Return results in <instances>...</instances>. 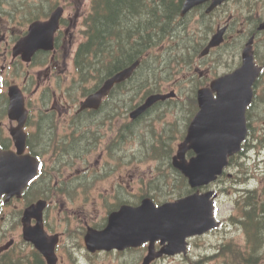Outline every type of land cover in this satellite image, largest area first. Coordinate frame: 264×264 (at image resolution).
I'll return each mask as SVG.
<instances>
[{
    "label": "water",
    "instance_id": "water-1",
    "mask_svg": "<svg viewBox=\"0 0 264 264\" xmlns=\"http://www.w3.org/2000/svg\"><path fill=\"white\" fill-rule=\"evenodd\" d=\"M198 1L185 0L184 3L190 7ZM119 78H121L120 75L113 79ZM214 87L215 85H212V88ZM234 95L226 94L218 100H212L210 91L199 93V110L188 126L185 139L179 145L177 155L174 157V165L188 178L191 187L204 185L214 180L215 175L226 164V157L237 150L242 133L245 131L243 108L246 98L244 103H239ZM152 98H149V101ZM134 114L136 115L137 112ZM189 149H192L196 155L186 162L184 153ZM9 162L7 157L4 163H0V195L11 186H19L27 177L7 175ZM12 164L17 165L12 170L20 169V162L18 161L17 164L16 159H12ZM28 171H30V177L35 172L33 164L28 163ZM211 194L212 191L201 195L194 193L177 202L163 204L157 209L149 202L145 208L136 209L135 212L126 211L117 222L115 221L114 227L117 229L111 228L99 234L97 248L121 249L148 241L149 252L144 257L143 263L149 262L163 252L153 251V242L158 239L162 242L168 241L166 253L177 252L178 246L182 247L186 236L200 234L218 225L212 217V205L209 198Z\"/></svg>",
    "mask_w": 264,
    "mask_h": 264
},
{
    "label": "trees",
    "instance_id": "trees-1",
    "mask_svg": "<svg viewBox=\"0 0 264 264\" xmlns=\"http://www.w3.org/2000/svg\"><path fill=\"white\" fill-rule=\"evenodd\" d=\"M143 1L106 0L107 14L100 15L101 18L94 24L97 36L103 43L101 48L109 58L113 59L110 65L113 69L141 54L146 49V45L156 42L160 35L164 34L168 20L170 21L177 11L174 0H162L152 9L148 8ZM167 17L168 20H166ZM134 36L138 38L135 39ZM108 43L109 46L106 49ZM93 44H95L94 41ZM87 46L89 45L86 44L83 47L87 48ZM118 49L120 54L116 57ZM102 60L103 57L99 61L101 64ZM149 74H151L150 71H148ZM247 200L248 204H246ZM237 206L241 217H238L236 221L246 234L247 246L244 247L248 249L240 250V246L231 241L222 242L219 246V255L222 256L221 264H264V195L257 201L253 194L251 196L243 194ZM233 217L230 216V219Z\"/></svg>",
    "mask_w": 264,
    "mask_h": 264
},
{
    "label": "rangeland",
    "instance_id": "rangeland-1",
    "mask_svg": "<svg viewBox=\"0 0 264 264\" xmlns=\"http://www.w3.org/2000/svg\"><path fill=\"white\" fill-rule=\"evenodd\" d=\"M193 17L195 20L197 19L198 17V14L195 13V14H192L190 16V18ZM204 25H207V21H204ZM193 26V23H190L189 24V27H192ZM172 33L174 34H177V30H173ZM177 37H178V45H179V48H180V51H182L181 54H179V56H177L176 58L177 59H180L182 57H184L185 55L189 54V53H192L194 52L197 48H198V45L195 44V40H193L191 37H188L184 34H182L181 32L177 34ZM258 48H257V51L259 54H263L264 53V37L260 38L258 40ZM176 53L175 51H168L166 52L164 55L166 56H175ZM228 54V51H225V55ZM212 56L210 57H207L204 59L203 63H209L211 60H212ZM165 59H169V58H165ZM226 58L223 59V61L225 60ZM157 61H153L152 63L153 64H149L148 66H146V63H144V67L145 69H149L150 67H155L154 63H156ZM161 69L162 71H164L165 69L164 68H159ZM222 69V64L219 66V70ZM174 77H178V78H182V75H181V72H176L174 74ZM261 90H262V93L258 92V95H257V99L254 100L253 102V107L250 109V112L252 115H256L257 113L261 114L262 117L264 118V80L262 82V86H261ZM52 119H48L45 117V120L44 123L46 122L47 124V127L51 130V128H53V134H54V127H55V122L53 117L51 116ZM174 119L175 123H176V127L174 128L175 129V132L177 131V129H179L183 123H181L183 121V116L182 115H177L176 117L175 116H171L170 114H168L164 120H168V119ZM49 121V123L47 122ZM186 121V120H185ZM157 125L159 124V121H157L156 123ZM252 125L253 127H255V129L259 128L260 127V124H259V120L255 121L253 120L252 121ZM136 131L139 130V127L136 126L135 127ZM52 136L51 133L49 131H46V128L44 129V134L41 132L40 133V136L39 138H37V142L38 144L40 145H45L46 142L49 140V137ZM178 141V138H175V143H177ZM174 142V139H170V142L169 143H173ZM66 145H67V149L70 150V147L68 146L69 145V140H67L66 142ZM135 145V144H134ZM175 146V145H173ZM46 149H49V147H47ZM127 149V150H126ZM257 149H263V146H258ZM174 150V149H173ZM76 151V149H74V152ZM116 151V154L118 156H121L122 155V159H129V161L126 162L123 161V165L120 166V172L124 173V177L127 179L128 178V174H133L134 175V179L136 180H139L141 177H143L144 179L146 177H150L151 176V169L152 167H154V161L152 159H148V160H139L140 162H134L135 158H133L131 156V149L129 147H126V148H122V149H115ZM249 153H252V158H249L248 160H246L248 162V165L250 167H254L256 165V167L258 168V166H263V161H262V158L261 156L264 157V153H261V154H258V155H255L253 152H249ZM256 158V159H255ZM256 160V161H255ZM230 169V167H229ZM237 168H235L234 166H231V169L230 171L232 170H236ZM245 170L247 171V169L245 168ZM113 175H110V178H112ZM159 180L161 182H164V183H167L168 182V179L165 178V177H159ZM232 183V181H230ZM251 183H255L256 180H250ZM230 183L228 182H223L221 184V188L222 187H227L223 192H221L220 196H219V199H218V213H219V217L220 218H223L225 219V221L227 222V216L228 214L232 211V206H233V199L235 198V194L231 193V191L227 190V189H230ZM234 186H237L238 188L240 187L241 188V181L239 180H236V183L233 184ZM217 236H218V243L221 242V240H226V241H231L237 245H242L244 243V237H243V233L241 231H239L237 228H234L232 226H230L228 223H226V225H223L221 227V231L215 233V236L212 237V235L209 237V240H210V243L212 242H216L217 241ZM200 243L199 241H196L194 244H195V247H197V244ZM211 253V251H210ZM138 252L137 251H133V252H127L125 253L124 255H120L119 257L116 256L114 262L115 264H117L118 262H120L121 264H124L123 262V257H125L126 259H131V261H133L137 256H138ZM253 255H256V253H253ZM112 257V255L109 256V259ZM218 261L220 262V264L222 263V257L220 256V258L218 259ZM177 263L179 262V259H176V260H167L165 261L164 263H161V264H173V263Z\"/></svg>",
    "mask_w": 264,
    "mask_h": 264
},
{
    "label": "flooded vegetation",
    "instance_id": "flooded-vegetation-1",
    "mask_svg": "<svg viewBox=\"0 0 264 264\" xmlns=\"http://www.w3.org/2000/svg\"><path fill=\"white\" fill-rule=\"evenodd\" d=\"M80 4H81V1H80ZM65 8H67V7H65ZM79 9H80V7L73 6V11L72 12H71V10L65 11L67 13V18L62 19V23H66L67 20H70L71 13H73V15L76 17L79 14ZM66 32H67V30L58 32V36L56 37V42H58L59 39L63 36V34L66 33ZM120 101H121L120 98H115L114 99V103L119 104ZM4 104H5V101L3 99H0V105L2 107H4ZM26 105H27L29 111L32 112L31 98H27L26 99ZM123 129H124V125L122 126V130ZM0 132H1L0 137L5 140V143H8L7 131L4 130V129H2ZM43 150H45V149H42V151ZM104 221H105V218L102 219V222L101 223H104Z\"/></svg>",
    "mask_w": 264,
    "mask_h": 264
},
{
    "label": "bare ground",
    "instance_id": "bare-ground-1",
    "mask_svg": "<svg viewBox=\"0 0 264 264\" xmlns=\"http://www.w3.org/2000/svg\"><path fill=\"white\" fill-rule=\"evenodd\" d=\"M143 2H144V1H143ZM144 4H145V2H144ZM100 18H101L100 15L97 16V18L95 19V22L98 21ZM172 19H174V16H173ZM108 46H109V43H108L106 49L108 48ZM196 50H197V49H196ZM143 52H144V51H143ZM116 53H117V54H116V55H117L116 57H118L119 54H120V50L118 49ZM177 56H179V54H176L175 56H166V55H163V56H162V63L167 62V64H170V63H172V62H174V61H177V60H179V59L176 58ZM136 57H137V56H136ZM166 57L169 58V59H168V60L165 59ZM157 63H158V61L156 62V64H157ZM141 66H143V68H141V69L138 70L137 75H138L140 78H144V77H146V76L148 75V70H149V69H145V68H144V62L141 63ZM257 248L259 249V247H257Z\"/></svg>",
    "mask_w": 264,
    "mask_h": 264
}]
</instances>
